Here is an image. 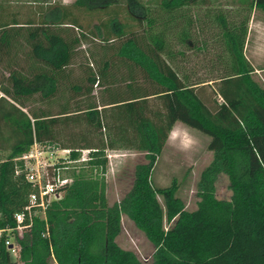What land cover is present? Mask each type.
Instances as JSON below:
<instances>
[{
	"label": "trees",
	"instance_id": "16d2710c",
	"mask_svg": "<svg viewBox=\"0 0 264 264\" xmlns=\"http://www.w3.org/2000/svg\"><path fill=\"white\" fill-rule=\"evenodd\" d=\"M222 2L0 0V230H10L0 264H143L116 243L122 216L152 245L151 264H264V84L245 55L251 13H264V0ZM16 4L36 8L21 21ZM206 26L210 41L195 36ZM84 43L104 53L90 52L97 69L80 63L73 77ZM200 46L213 58L206 79L177 63ZM176 123L209 138L193 211L151 180ZM34 145L67 150L72 161L86 151L93 166L108 151L141 153L144 163L112 205L104 179L71 166L62 197L18 236L15 216L37 188L15 159ZM221 176L227 200L216 197Z\"/></svg>",
	"mask_w": 264,
	"mask_h": 264
},
{
	"label": "rangeland",
	"instance_id": "374dc122",
	"mask_svg": "<svg viewBox=\"0 0 264 264\" xmlns=\"http://www.w3.org/2000/svg\"><path fill=\"white\" fill-rule=\"evenodd\" d=\"M73 2L74 0H63L66 5ZM12 7L19 12L21 21L31 15L36 8L35 6L24 4H16ZM203 30L197 29L195 36L199 37L200 40L210 41L208 37L212 34L210 31L206 34ZM251 30L247 56L256 68V78L264 84V25L260 23L253 24ZM98 45L100 44L91 45L84 43L82 45L74 62L73 77L82 75V70L78 66L80 63L90 65L92 70L97 69L90 52H95L96 60L103 56L104 51ZM180 49L178 46L175 47V50ZM204 55V52L192 51L187 55L186 60L182 62L187 72L201 79L210 77L209 61L213 59L209 58L208 54ZM56 107L57 104L52 103V110H55ZM208 141L209 138L207 136L181 123H177L152 173L153 186L159 189H171L173 197L182 203L186 211L196 209L198 202L196 195L197 183L201 172L212 158V154L206 148ZM67 153L66 151L54 152L48 147L34 145L30 148L27 155L29 157L37 156L36 163H38L40 175L46 181H50L54 173H59L63 177L65 172L72 169L71 166L77 170L82 169L87 173H92L99 179H104L107 185L109 205L119 202L128 192L132 185L135 166L139 163H144L143 154L126 151L106 152L104 166L88 165L90 158L86 151L79 153L80 155L75 161L69 160ZM4 158L5 154L0 152V160ZM29 161L35 163L34 158ZM27 162L28 160L18 159V170L21 171L19 167H23L22 170L25 171ZM67 165H70V167H66ZM230 196L228 182L224 176H221L216 183V197L227 200ZM158 200L164 207L162 197L158 196ZM116 243L121 249L132 251L143 264H151V255L154 251L152 245L125 216L121 218V232L116 238Z\"/></svg>",
	"mask_w": 264,
	"mask_h": 264
},
{
	"label": "built area",
	"instance_id": "2783aa9c",
	"mask_svg": "<svg viewBox=\"0 0 264 264\" xmlns=\"http://www.w3.org/2000/svg\"><path fill=\"white\" fill-rule=\"evenodd\" d=\"M31 158L35 159V163H31V161H29ZM18 159L28 160L27 165H25V171L23 172H25L26 180L37 188V192L32 193L29 196L28 205L25 207L24 212L15 216V231L17 232L18 236H22L23 232L29 228L32 218L38 213H43V211L47 208L52 200L60 199L63 195V187L71 183L72 180L61 177L59 173H54L52 179L50 181H46L40 175L39 166L38 163H36V155H34V157H29V155L26 154L20 158L15 159V161H17ZM1 161L2 160H0V162ZM18 172L19 171H17L16 173ZM26 216L28 224L24 223ZM6 231L9 232L10 230H0V237L2 233ZM5 245L8 247L11 255L17 259L19 256V246L11 242L10 239H7L5 241Z\"/></svg>",
	"mask_w": 264,
	"mask_h": 264
},
{
	"label": "crops",
	"instance_id": "0c3cea01",
	"mask_svg": "<svg viewBox=\"0 0 264 264\" xmlns=\"http://www.w3.org/2000/svg\"><path fill=\"white\" fill-rule=\"evenodd\" d=\"M227 1V0H226ZM230 1V0H229ZM231 1H234L235 2V5H237L238 7H240L241 5H243L247 0H231ZM223 2H225V1H223ZM222 2V3H223ZM236 6V7H237ZM235 7V8H236ZM235 8H233V7H224V10H229V9H233V10H235ZM256 23H260V24H262V25H264V13H262V12H260V11H258V10H253L252 11V13H251V18H250V21H249V24H248V37H247V42H246V44H245V55H246V57H247V59L250 61V63L254 66V64L251 62V60L248 58V56H247V48H248V43H249V39H250V34H251V28H252V26H253V24H256ZM208 26H206V27H204L203 29V32H205L206 34L207 33H209V31H208ZM200 50H197V52H202V49H204V47H202V46H200V47H198ZM196 51V50H195ZM180 60V59H179ZM177 63H179V64H181L182 62L181 61H177ZM255 67V66H254ZM255 72H256V68H255ZM0 97H2V94L0 93ZM177 124V123H176ZM175 124V125H176ZM175 125L173 126V129H172V132L170 133V135H169V139H170V137H171V135L173 134V130H174V127H175ZM168 139V140H169ZM168 142V141H167ZM65 151H67V150H65ZM62 152H64V151H62ZM68 153H67V155H69V151H67ZM82 152H84V151H82ZM81 152V153H82ZM65 154V153H64Z\"/></svg>",
	"mask_w": 264,
	"mask_h": 264
}]
</instances>
